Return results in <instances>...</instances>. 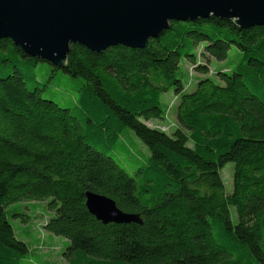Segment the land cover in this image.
I'll list each match as a JSON object with an SVG mask.
<instances>
[{
  "label": "trees",
  "instance_id": "1",
  "mask_svg": "<svg viewBox=\"0 0 264 264\" xmlns=\"http://www.w3.org/2000/svg\"><path fill=\"white\" fill-rule=\"evenodd\" d=\"M56 71L69 91L47 96ZM87 190L142 223L96 220ZM23 201L46 203L66 264H264V24L171 21L144 48L70 44L61 68L0 39V264L29 259Z\"/></svg>",
  "mask_w": 264,
  "mask_h": 264
},
{
  "label": "water",
  "instance_id": "2",
  "mask_svg": "<svg viewBox=\"0 0 264 264\" xmlns=\"http://www.w3.org/2000/svg\"><path fill=\"white\" fill-rule=\"evenodd\" d=\"M210 16L232 19L240 28L260 26L264 0H0V39L61 68L70 44L95 52L144 48L171 21ZM84 196L88 212L103 224L142 223L108 196L90 190Z\"/></svg>",
  "mask_w": 264,
  "mask_h": 264
},
{
  "label": "rangeland",
  "instance_id": "3",
  "mask_svg": "<svg viewBox=\"0 0 264 264\" xmlns=\"http://www.w3.org/2000/svg\"><path fill=\"white\" fill-rule=\"evenodd\" d=\"M240 57V51L236 47H231L228 51V56L225 60L217 61L215 59H209L208 61L210 69L213 70L219 66H233ZM37 76L39 80L45 79L49 72L47 70L45 63H39L37 65ZM195 75L201 76L202 74L196 73ZM54 80H52L51 86L48 88L47 96H51V92H55L56 89L62 92L69 91L67 85H70L68 75L66 73L62 74L61 71H56L54 73ZM60 84L56 87V84ZM168 94H172L169 92ZM71 95V92H70ZM66 97V96H65ZM73 97V95H72ZM56 98L59 99L57 95ZM170 120L175 121L174 118L170 116ZM148 125H156V122H147ZM134 142L138 148L142 147L147 151L145 145L134 136ZM134 146H132L133 148ZM232 172L233 163H227L221 169L222 176L225 180L226 189H231L232 182ZM8 211V218L14 225L15 229L22 231L21 237L24 238L30 247L29 259L21 264H40V259L46 260L50 264H66V260L61 253V248L63 247V240L57 238L56 236H51L45 230L44 225L48 219L50 211L44 201H23L17 204L11 205ZM231 211L234 212V208L231 207ZM26 213V215H13L15 213ZM26 217V222L22 221V218ZM19 227V228H18ZM49 236L52 237L51 241ZM42 240V241H41Z\"/></svg>",
  "mask_w": 264,
  "mask_h": 264
},
{
  "label": "built area",
  "instance_id": "4",
  "mask_svg": "<svg viewBox=\"0 0 264 264\" xmlns=\"http://www.w3.org/2000/svg\"><path fill=\"white\" fill-rule=\"evenodd\" d=\"M190 71L193 72V69L190 68ZM175 126V122H169V123H166L162 126H160V128L163 130V131H168L171 127ZM42 241V240H41Z\"/></svg>",
  "mask_w": 264,
  "mask_h": 264
}]
</instances>
